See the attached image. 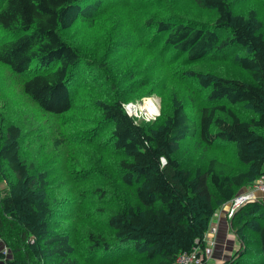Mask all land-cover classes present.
Wrapping results in <instances>:
<instances>
[{
  "label": "trees",
  "instance_id": "obj_1",
  "mask_svg": "<svg viewBox=\"0 0 264 264\" xmlns=\"http://www.w3.org/2000/svg\"><path fill=\"white\" fill-rule=\"evenodd\" d=\"M148 1L144 34L132 27L116 32L111 23L88 36L102 39L109 60L117 53L110 47L130 32L147 45V54L129 67L106 58L104 67H94L107 89L93 100L95 117L84 128L93 152L82 171L95 174L99 164L111 175L70 181L67 170L56 182L25 147L36 149L34 124L47 126L73 111L72 88L83 60L61 32L97 5L0 0V64L24 77L20 91L38 112L21 115L12 105L0 106V241L10 253L0 252L5 264H173L179 255L203 249L213 215L264 175V11L236 12V0H188L214 12L213 20L201 22L180 11L179 0ZM211 58L217 60L207 63ZM139 86L142 94H158L161 109L153 120H136L124 110ZM100 133L99 142L90 140ZM103 146L106 153H98ZM3 181L8 187H1ZM64 186L71 198L52 195V187ZM59 210L78 213L65 227ZM230 221L238 248L221 264H264V201L242 205Z\"/></svg>",
  "mask_w": 264,
  "mask_h": 264
},
{
  "label": "rangeland",
  "instance_id": "obj_2",
  "mask_svg": "<svg viewBox=\"0 0 264 264\" xmlns=\"http://www.w3.org/2000/svg\"><path fill=\"white\" fill-rule=\"evenodd\" d=\"M178 2L180 11L183 10L187 16L194 15V17H198L201 22H209L213 20L215 16L213 11L198 9L196 6L190 4L188 0L187 2H183V0H179ZM92 4L94 6L97 5V8L91 16L77 21L75 26L69 31L61 32L62 38L78 50L83 60V64L80 65L78 70L79 79L76 80V85L72 88V99L75 101V107L71 114L64 119L57 118L54 121H50L47 126L34 124V127L37 126L36 135L38 138L36 149L30 144L25 147V154L34 159L42 169L45 170L47 178L56 182H59L62 178L67 176V170L71 171L68 175L70 181H77L80 179L92 180L98 177L97 175L99 172H103L105 176L111 175V170H101L99 164H96L95 174L82 171L88 167V153L93 152L92 147L86 144L88 136L84 128L88 126L95 117L93 100L99 97H105L107 89V83L95 75L94 67H104V58H106L105 60H109L102 52L105 47V45L102 44V39H96L93 42L94 39H89L88 36L102 33L111 23L115 25L116 32L121 31L123 28L125 30H130L132 27L139 29L138 34L142 35L145 33L143 28L144 18L152 11L150 10L151 4L148 0H93ZM248 7H255L258 11L263 12L264 0H236L234 2V10L236 12L244 11ZM197 22L199 23L200 21ZM1 35H3V33L0 32V36ZM120 38L121 40L116 43L117 45H112L110 47L111 51L117 52L113 54L110 57L111 60H109L113 65L129 67L131 60L133 61L136 56L140 58L147 54L145 50L147 49V45L143 43L142 38L138 37V35H134L130 32L126 34V36ZM90 42H93V44H90ZM120 42L124 45H120ZM237 53L238 51L236 49L230 52L229 63H233L232 58ZM213 60L217 59H208L207 63ZM145 74L148 75V78L151 80L149 69H146ZM23 79V76L17 77L13 75L6 67L0 64V106L5 104L11 107L12 105L16 113L24 115V112L27 110L30 114L35 116L38 112H36V109L27 101L20 91V85ZM155 81L157 83L154 90H158L157 87L160 85V79H155ZM147 82L150 84V81ZM143 90L144 88H140V86L135 90L133 88L129 93L130 96H127L129 97L128 101L123 105L128 103H144L141 105V108H143L146 107V102L148 100L154 101L157 106L155 108H158V115L156 116L158 117L161 109L158 94H142L141 92ZM84 100V103H79ZM4 110L5 109H3V111ZM144 113V111H141V116L137 120L147 121ZM154 118H150L149 120H153ZM74 124H78V127L73 128L72 126ZM53 125L59 126L62 131L55 135L51 129ZM102 138H104V134L100 133L90 140L92 142H99ZM100 152H102V154L106 153L104 146L102 148L98 147V153ZM106 160H111V157H107ZM108 165L111 167V163ZM88 184L92 186L94 183L88 182ZM4 186L8 187V183H4L3 181L1 187L3 188ZM51 193L52 195H56L57 198H71L69 195L70 191L65 186L62 191L52 187ZM116 198L117 197H115V200H117ZM76 200L78 201L79 198ZM70 206L71 210L74 211L73 203H71ZM83 206L88 209V205L84 204ZM59 213L62 215L59 216L61 220L60 223L66 227L68 226V220L72 224L70 219L73 218L74 214L78 213V210L73 212L71 216H68V214H65L63 211L61 212V210H59ZM229 220L230 218H227V223L230 226ZM78 236L79 234H77L76 240L82 243L83 239L78 238ZM78 246H81V244ZM237 248L238 247L233 249L230 256L235 253ZM9 255L10 253L7 250L6 256L8 257ZM84 256L86 257V255Z\"/></svg>",
  "mask_w": 264,
  "mask_h": 264
},
{
  "label": "built area",
  "instance_id": "obj_3",
  "mask_svg": "<svg viewBox=\"0 0 264 264\" xmlns=\"http://www.w3.org/2000/svg\"><path fill=\"white\" fill-rule=\"evenodd\" d=\"M155 107L156 104L153 101ZM144 104V103H142ZM141 103H128L123 105L125 112L136 120L141 116ZM158 115V108L155 109L151 116H146L148 121L150 118H154ZM264 193V175H262L252 187H246L243 193L236 195L231 201L226 203L225 215L227 218H231L234 212L242 205L256 200V193ZM210 234H215L217 232L216 227H211L208 229ZM204 248L199 249L197 247L193 248L189 253H183L177 257L173 264H204L212 255V246L207 244V240L204 237Z\"/></svg>",
  "mask_w": 264,
  "mask_h": 264
},
{
  "label": "crops",
  "instance_id": "obj_4",
  "mask_svg": "<svg viewBox=\"0 0 264 264\" xmlns=\"http://www.w3.org/2000/svg\"><path fill=\"white\" fill-rule=\"evenodd\" d=\"M245 189L246 188L242 189L239 193H243ZM256 198L264 201V193L257 192ZM225 211L226 203L211 218L209 228L216 227L217 232L215 234H210V232L207 231L205 234L207 244L212 246V255L206 260L205 264H221L225 259L230 257L233 249L238 247V243L227 223ZM0 252L4 255H6L7 252L6 246L2 241H0ZM0 264H5L4 259H0Z\"/></svg>",
  "mask_w": 264,
  "mask_h": 264
},
{
  "label": "bare ground",
  "instance_id": "obj_5",
  "mask_svg": "<svg viewBox=\"0 0 264 264\" xmlns=\"http://www.w3.org/2000/svg\"><path fill=\"white\" fill-rule=\"evenodd\" d=\"M155 109L156 108H155L153 101L148 100L146 102V107L141 108L140 111H144L145 112L144 114H146L147 116H150L154 113Z\"/></svg>",
  "mask_w": 264,
  "mask_h": 264
},
{
  "label": "water",
  "instance_id": "obj_6",
  "mask_svg": "<svg viewBox=\"0 0 264 264\" xmlns=\"http://www.w3.org/2000/svg\"><path fill=\"white\" fill-rule=\"evenodd\" d=\"M231 223V221L229 220V224Z\"/></svg>",
  "mask_w": 264,
  "mask_h": 264
}]
</instances>
